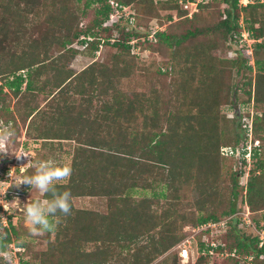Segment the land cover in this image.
<instances>
[{
  "label": "trees",
  "instance_id": "obj_1",
  "mask_svg": "<svg viewBox=\"0 0 264 264\" xmlns=\"http://www.w3.org/2000/svg\"><path fill=\"white\" fill-rule=\"evenodd\" d=\"M16 1L17 5L33 2V0ZM110 1L85 0V6L90 4L100 6L96 14L101 19H96L84 29H78L73 35L74 39L83 37L80 40L82 45L87 44L84 52L88 49L95 51L103 41V44L110 48L128 55H131L132 48L138 46L142 49V45L152 53L160 51L164 55L168 53L169 60L157 67L155 76L160 82H164L163 78L178 71L180 78L174 86L181 88L180 82L185 76L183 74H186V78L190 77L187 82L192 85L191 99L179 105L180 107L186 105L187 113L180 115L178 112L176 116L173 111L166 113L161 110L162 108H157L158 98L161 96L159 90H151L153 95L148 98L144 93H138L134 99L129 101L126 99L123 104L119 102V105H116L117 102L111 100L113 96L116 98L119 94V91L113 87L116 76L110 70L106 80L104 71L103 81L96 80L95 86L91 87L98 89L97 96H110L112 102L108 107V119L106 123L104 122L103 134H93L89 137V141L84 140L87 136L82 137L80 141L85 144H78H84L85 147L75 151L77 162L72 167L76 168V174L73 175L72 169L67 184H58L55 187L60 192L69 190L72 200L85 196L107 198L108 203L110 201L113 204L115 216L103 217L93 211L76 209L71 200L70 215L57 213L58 219L49 217L51 222L59 223V227L61 224L66 227L61 245L55 247L49 243L50 246L46 250L32 253L30 261L23 260L20 255L17 264H154L165 252H171L187 237L182 229L188 222L192 228L219 221H227V224L217 229L215 252L232 253L234 250L236 256L216 255L212 257V263L217 260H230L233 264H264V244L260 246L257 235L244 236L235 229L239 221L236 219L235 222L234 217L239 211L238 200L240 199V206L243 202L242 192L240 193L243 187L237 185L235 175L231 172L232 162L228 158L234 157L222 153L223 148L239 151L246 146L248 136L244 133L243 140L240 129L234 127L235 120L219 111L222 106L233 107L234 104L242 105L251 101L255 104H264V62L258 59L255 61L258 75L254 85L242 82L238 87L235 81L239 77L237 73L234 74V67L238 66L240 60L238 56L233 59L212 58L206 46H203L204 43L201 42L197 47L196 44H192L195 40L197 42L206 40L210 35H220L223 40L222 50L232 51L231 42L240 38L239 13L244 12L245 28L249 35L251 34L255 40H262L261 43L256 42L254 52L261 51L264 48V21L262 23L259 20L261 27L255 28L257 20L245 11L264 7V3L249 2L242 6L240 0H208L205 4H198L197 11L189 16V11L184 9L183 5L195 0H113L119 6L133 10V15L130 16L134 19L130 23L131 17L122 16L121 19L126 22V26H122L119 20L118 23L103 27V23L112 12ZM13 2L15 0H1L3 12L9 7L12 8ZM219 7L222 8L221 11ZM158 8L173 9L175 14L166 16L167 26L162 20L156 19V24L164 27L154 32L148 27L142 11L152 17L157 13ZM209 9H216L217 17L220 16V20L218 19L211 26L201 23L205 12ZM37 11L39 9L23 13L34 16ZM72 15L68 13L66 16L71 19ZM67 21L69 20L64 21L65 30L71 32L69 25L73 21L69 23ZM167 27L169 29L166 30ZM63 39L61 42L63 47L68 45L73 47L71 45L73 42L67 36ZM112 39L113 42L110 41ZM132 41H134L133 45L130 44ZM243 62L246 64V61ZM29 64L31 67L35 65ZM100 67L106 69L102 65ZM182 67L185 68V72ZM245 67L250 71V67L246 65ZM9 68L3 69L4 72L0 70V74L5 73L4 77L13 76V79L4 85L8 90L18 95L24 81H26V91L36 90L35 83L31 79L33 71H30L29 78L24 80L21 75H16L18 71L23 70L20 65L16 64L12 69ZM195 76H199V83L194 84ZM66 80L68 79H64L58 86L61 87ZM163 85L164 83L162 87ZM147 104L149 107H154L150 113L144 112ZM95 115L93 125L99 132L101 123L96 118L100 113L97 112ZM138 115H141L142 125L137 123ZM160 122L161 125H165V129L157 124ZM263 132L264 113L251 125L252 141L254 139L264 141L261 135ZM262 146L264 149V142ZM254 152V155L258 154L256 148ZM237 160L240 166L247 164L242 155ZM225 164L228 166L227 178L222 176ZM251 168L248 172L245 204L251 211V219L255 227L264 230V224H261L264 221V161L258 165L257 170ZM85 169L90 171V177L94 181L87 188L81 178ZM224 181H229L232 185L223 184ZM184 187H190L198 194L194 206L201 215L195 219L192 217L190 219L188 213L181 211L180 193ZM43 197L50 198L45 194ZM256 214L261 215L258 217ZM48 234L51 232L46 233ZM0 237H2L0 251L10 252L12 243L26 250L27 246L21 239V233L10 220L4 235ZM88 247L91 248L90 251H87ZM204 247L205 245L200 243V250ZM107 249L109 254L106 252ZM237 254L250 256L252 259L241 261ZM110 257L113 259L108 261ZM166 259L163 263L167 262ZM176 259L175 254L172 258L173 264H178ZM208 259L210 257L208 258L207 255H200L195 264H206Z\"/></svg>",
  "mask_w": 264,
  "mask_h": 264
},
{
  "label": "rangeland",
  "instance_id": "obj_2",
  "mask_svg": "<svg viewBox=\"0 0 264 264\" xmlns=\"http://www.w3.org/2000/svg\"><path fill=\"white\" fill-rule=\"evenodd\" d=\"M207 1L208 0H195L194 4H190L187 8V10L189 11L188 15L190 16L192 13L197 11L198 4H205L207 3ZM249 2L261 4L264 3V0H240L242 6H245ZM16 3L17 1L15 0V2H13L12 8L9 7L6 12H3V8L1 7L2 3L0 0V70L4 72L3 69H7L9 67V69H12V67L18 64L23 68V70L18 71L16 75H21L22 77H24V80H27L30 71H33L34 73L31 79L35 83L36 90L31 92L26 91V81H24L20 93L18 95H15L4 86L6 81H11L13 79V76H8L7 78L6 76H3L5 75V73L0 74V77L3 76L2 78H0V121H2L5 125L11 124V126L16 131L14 142L9 148V151L11 153L21 155L24 151L27 152L28 147L30 148V146H32V144L34 143V141L27 139L25 135H21V119L19 120V116L18 118H15L13 115V112H16V109H18L20 104H22L23 102H37V100L41 99L44 101L49 100L50 102L53 101V97H56V99H63L65 101L70 100V97L72 96H76L78 92L80 95H82V93L84 92V95L86 97L92 98V107L94 110L93 114L95 115V113L97 112H99L100 114L104 113L103 115L106 118L109 113L108 107L110 103H112L110 102L111 100H113V102L116 101V105H119V102L123 104L126 99L128 101L129 99H134L135 95L138 93H144L148 98L153 95L151 90H159L161 96L158 98V103L156 106L157 108H162L161 110H163V112L166 111V113L168 111H173L174 114L176 113V116L178 112H180V115H186V105L183 107H180L179 105L183 101L187 103V100L189 101V99H191L190 87L192 85L187 82L190 77L186 78V74H183L185 76H183L181 79V88L180 86H174V83H178L180 78L178 75V71L175 73L173 72L171 75L163 78L162 81L164 82H160L155 76L157 67L165 63V61L169 60L168 53L165 55L161 51L160 52L162 54L160 52L152 53L151 51H148L145 47H143L144 45H142V49L137 46L136 49L131 50V55H128L126 53H122L120 50L110 48L102 42L100 43V46H98L95 50L96 52L92 49L86 50L85 53L80 51H84L85 48L82 47V43L80 41L82 39V36H80L79 39L76 40L74 39L73 35L78 32V29H84L87 25L92 24L96 19H101L100 16L96 14V11L100 8L99 5L90 4L89 6H85V0H33L32 3H22L20 5H17ZM33 3L34 5H31ZM32 9H39V11H37L34 16L24 14ZM221 9L222 8L219 7L220 11ZM68 13L73 14L71 16V19L69 16H66ZM245 13L249 14V16H252L257 20L254 25L255 28L261 27V23L259 22V20H261L262 23L264 21V7H258L257 9H253L251 11L249 9L245 11ZM127 14L128 17H131L129 18V20L130 23H132L134 18L130 15H133V10H128ZM142 14L144 20L148 23V27L151 28V31H156L159 29L162 30L164 27H160L159 25H157L156 19L162 20V23L167 26L168 23L165 22L166 16L168 14H175V10H159L158 8L157 13L152 17L144 14L143 11ZM239 16V25L241 26L240 38L236 41L233 40V42H231L233 43L232 51L222 50L223 40L219 37L220 35H210L206 40H199V42L195 40V43L192 44H196L197 47L200 46L199 44L201 42V44L204 43L203 46H206L209 55L212 58L233 59L238 56L240 60L238 62V66L234 67V74L237 73L236 75H238L239 78L236 79L235 83L238 85V87L242 82L251 83L252 86L256 82L258 75L255 61L256 59H258L264 62V48H262L261 51L259 50L257 53L256 51L254 52L255 45L257 43H261L262 40H255L251 34L249 35L248 31L245 28L244 12L239 13ZM65 19L69 20L67 21L68 23L70 21H73L72 24L69 25V27L71 28V32L65 30ZM218 19L220 20V16L219 18L217 17L216 9H209L205 12V16L202 19L201 23L211 26L213 23H216ZM119 23L122 26L127 25L125 21H122V19H120ZM108 25H110V23ZM165 29L167 30L169 29V27ZM65 36H67L69 40L73 42L71 45H73L74 48L70 45L66 47L62 46L61 42L64 40L63 38H65ZM79 53L81 55L84 54L83 56H85L87 59L79 62L78 66H76V68H73L72 65H74V60ZM121 59H124V61H121ZM243 61H246V64ZM29 63H33L35 65L31 67L29 66L31 65ZM100 65L104 66L106 69L101 68ZM245 65L251 68L250 71L245 67ZM35 68L38 70L36 71ZM177 69H179V66L177 67ZM183 69L185 72V68ZM110 70H112L113 74L116 76V81L114 83L115 86L113 87H115L116 90L119 91V94H117L116 98H114V96H111V100L110 96H97L98 89L91 88L93 85L95 86V83H97L95 82L96 80L103 81L104 71V79L107 80L108 75L110 74ZM78 72H80L78 75H74V73ZM101 75H103V77H100ZM68 77L73 78V80L69 81L68 84L61 89V87H59L58 85ZM198 80L199 76H195L193 79L194 84L196 82L199 83ZM77 81L81 85L77 83ZM157 82L160 83L157 84ZM163 83L164 85L162 87ZM71 87H73L74 92L72 91ZM101 92H103V90ZM184 95H186V97H184ZM243 98L245 97L243 96ZM52 104L53 102L50 105ZM146 106L144 112L150 113L154 109V107H149L148 104ZM11 107H13V110H10ZM219 111L221 114H224L227 117L233 118L235 120L234 127H236L237 130L240 129L241 138L243 140L245 138V135H243L244 133L246 134V136H248L246 137V151L250 155H246L245 161L247 164L245 166L244 164L240 166V162L237 160L239 157L237 158V155L235 154V156H233L235 159L232 157L228 158L232 162L231 172L233 175H235L237 185H240L239 187H243L242 191L240 189V193L242 192L241 196L243 197L241 198V200L243 202L240 206V199L238 200L237 207L239 208V211L234 217L235 222L236 219H238L239 221L237 222L235 229L239 234H242L244 236L254 237V235H257V237L259 238V242L264 243V230L255 227V223H253L251 219V211L245 204V191L249 180L248 172L250 171V169H252L251 167L257 170L258 165L262 161H264V149L262 148V143L264 141L255 139L254 141H252V139L249 138V135L247 134L251 128V125H253V122L256 119H259L264 113V104H255L253 101H251L242 105L234 104L233 107L222 106L219 108ZM48 113L49 115H51V117H53L54 108H51ZM62 114L68 115L69 113L60 112L56 115L60 116ZM138 117L139 118H137V123L138 125H142L141 115H138ZM157 124L161 125L162 123L160 122ZM161 126L163 129H165L164 124ZM244 130H246V132H244ZM56 131L58 132L57 129ZM261 135L264 137V132ZM73 139L75 140V144L66 143L63 147L59 146L60 151L59 148L55 146H53L52 149L49 147L47 149H43V145L33 150L31 148L30 150L34 154L30 155L29 153H27L29 154L28 158L32 160L52 159L59 165H67L71 167V169H73V165L77 162L75 151H77L78 149H83L80 147H85L84 142L80 141L76 137H73ZM84 140L89 141V137L84 138ZM36 143L37 145H40L38 141H36ZM78 143L84 144L80 145ZM72 145H74V148H72ZM254 148H256V152L258 153L257 155H254ZM11 153H9L7 156L0 155V199L4 200L6 203H12L18 199L20 203L17 202L16 204H9L8 211H5L3 206H0V217L6 219L0 221V236L4 235L5 229L8 228L9 220L11 224L15 226L16 229L21 233V239L25 242L28 249L26 247V250L24 251V248H18L12 243L10 245L11 251L9 252L13 257V264H17L20 255L23 257V260L30 261L32 253L46 250L50 246L48 245L49 243L55 245V247H59L64 239L63 231L66 229V227L64 224H61V226L59 227L60 224L55 222V231L51 232V234L46 235L45 233L42 236L31 235L29 226L25 224L23 205L29 200L34 201L37 199H44V194L37 192L35 189L30 188L28 185L22 184L19 187H16L14 185L23 176L32 175L33 169L27 168L22 172L20 167L27 164L29 159L27 162H25L22 158H20L22 164L17 165V158ZM225 165V167L222 169L223 178H227L229 174L228 166L227 164ZM73 170L74 175L77 171L76 168ZM84 172L85 173L81 178L83 179L84 186L86 185L85 188H87L94 181L90 177L89 170L85 169ZM69 178L66 181L56 182L55 185L67 184ZM226 183L232 185L229 181L223 182V184ZM84 191L87 192V190L85 189ZM180 195V199L182 202L181 211H183V213H188L187 216L190 219L191 217L192 219H195L198 215H201L200 213H198V208L194 206V201L198 198V194L196 191L192 190L190 187H184ZM72 203L76 209L91 212L93 211L95 213H99L103 217L109 216L112 218L115 216L113 204L110 203V201L108 203L107 198L85 196L74 198L72 200ZM258 215L261 214H256V216ZM261 224H264V221L261 222ZM186 225L187 226H185L182 231L187 234V236L191 237L192 230L190 226L192 225L190 224V222H188V224ZM200 235L197 234L196 236H198L199 238ZM109 239H111V237H109ZM87 249V251L91 250V248L89 247ZM193 249L194 251H197L196 248ZM106 252L109 254V249H107ZM174 253L177 256L176 260L178 264H187L181 261L177 255V251L173 250L171 252H165V254L159 257V259L154 264L163 263V260L165 258H167V262H164L163 264H173L172 258L175 255ZM239 256L241 261H244L243 259H245V256H242L241 254L238 255V257ZM195 257L197 256L195 255ZM111 258L113 259V257H110L108 261L112 260ZM205 263L233 264V261L217 260L212 263V260L208 259V261H206ZM0 264H5L3 258H0ZM190 264L195 263L190 262Z\"/></svg>",
  "mask_w": 264,
  "mask_h": 264
},
{
  "label": "crops",
  "instance_id": "obj_3",
  "mask_svg": "<svg viewBox=\"0 0 264 264\" xmlns=\"http://www.w3.org/2000/svg\"><path fill=\"white\" fill-rule=\"evenodd\" d=\"M80 51L84 52L83 50ZM80 55V53L77 54V57L74 60V65H72L73 68H76L79 62L87 59L85 56H83L84 54L81 56ZM79 73L80 72L74 73V75H78ZM67 79L68 80H66L65 83L62 84L61 89L66 84H68L69 81L73 80V78L70 77H68ZM7 82L8 81H6L5 83ZM77 83L79 82L77 81ZM71 89L74 92L73 87H71ZM77 95L72 96L70 97V100L65 101L63 99L61 100L53 97V101L50 102L49 100L44 101L41 99L37 100V102L29 101L20 104L18 109H16V112H13V115L15 118H18L19 116V120L21 119V135H25L27 139L34 141L32 146H30V148L28 147V151H24L23 154L29 153L30 155H32L34 153L30 149L32 148L33 150L42 145L43 149H47L48 147L52 149L53 146H55L59 148L60 151L59 146L63 147L66 143L75 144V140L73 139V137L82 140V137H90L93 134H103V130L105 128L103 127V125L104 122H107L108 117L104 119V113L97 115L96 120L101 123L100 131L97 132V128H95L93 125V121L95 120L96 115L93 114L94 110L92 107V98L86 97L84 95V92L82 93V95H80L78 92ZM52 102L53 104L50 105ZM51 108H54L53 117H51V115H49L48 113ZM10 110H13V107H11ZM60 112H68L69 114H62L60 116H57L56 114ZM56 129L58 130V132L56 131ZM36 141H38L40 145H37ZM72 148H74V145H72ZM21 158L25 162H27L29 159L28 157Z\"/></svg>",
  "mask_w": 264,
  "mask_h": 264
},
{
  "label": "clouds",
  "instance_id": "obj_4",
  "mask_svg": "<svg viewBox=\"0 0 264 264\" xmlns=\"http://www.w3.org/2000/svg\"><path fill=\"white\" fill-rule=\"evenodd\" d=\"M15 137L16 131L11 124L5 125L0 121V155L7 156L11 153L9 148L14 142ZM11 154L17 159H20L21 157H29L27 154ZM27 168L33 169V174L23 176L14 185L16 187H19L22 184L28 185L37 192L50 196V198L42 200H29L23 205L25 224L29 226L31 235L42 236L47 232L55 231L56 225L50 221L49 217L58 219L57 213L64 216L71 214V192L69 190L63 192L58 191L55 187V183L66 181L71 176L72 169L67 165H59L52 159H29L27 164L20 167L22 172ZM17 202L20 203L18 199L12 203H6L4 200L0 199V206H3L5 211H8V205L16 204ZM3 220L6 219L0 217V221ZM0 257L4 259L5 264H13L11 253L0 251Z\"/></svg>",
  "mask_w": 264,
  "mask_h": 264
},
{
  "label": "built area",
  "instance_id": "obj_5",
  "mask_svg": "<svg viewBox=\"0 0 264 264\" xmlns=\"http://www.w3.org/2000/svg\"><path fill=\"white\" fill-rule=\"evenodd\" d=\"M110 7L112 9V12L108 15V19L103 23V27H107L110 26L114 23H118L119 20L121 19L122 16L124 17H128L127 11L129 10L127 7H123V6H119L115 1L111 0L109 2ZM190 4H194V2L183 5L184 9H187L188 6ZM123 18V17H122ZM110 23V25H108ZM83 39V37H81ZM149 38L151 39V36H149ZM114 40L112 39L111 42H113ZM132 41L130 44L133 45ZM103 43V41H102ZM87 44H83L82 47H86ZM100 46V45H99ZM132 49H136V48H132ZM249 138H251L250 136V130L248 131ZM246 146L242 147L241 149H239V151L234 152V150H232L231 148H223L222 149V153L224 155H230V156H234L237 155V158L242 155V157L246 160V155H248L249 153H247L246 151ZM242 152V153H241ZM250 155V154H249ZM227 224V221H219L218 223H207L204 225H200V226H196V227H192V236H187L184 240H182L178 245H176L172 250L173 251H177V255L179 257V259L185 263H194L196 261V259L200 256V255H207L208 258L210 257V260L212 259L213 256H220V257H233L236 256V252L233 251L232 253H216L215 252V248L217 247V242L215 240L216 235L218 234V228H223L225 225ZM205 232H208V234H206ZM197 234H201L200 237L198 238V236H196ZM263 239V237H262ZM200 243H203L205 245V247L200 250ZM264 244V243H260V246ZM193 248H196L197 251H194ZM208 249V250H207ZM195 253V254H194ZM195 255L197 257H195ZM194 256V259H193ZM238 257V255H237ZM252 258L250 256L245 257L246 261H250Z\"/></svg>",
  "mask_w": 264,
  "mask_h": 264
},
{
  "label": "bare ground",
  "instance_id": "obj_6",
  "mask_svg": "<svg viewBox=\"0 0 264 264\" xmlns=\"http://www.w3.org/2000/svg\"><path fill=\"white\" fill-rule=\"evenodd\" d=\"M16 164H17V165H21V164H22L21 159H17V160H16Z\"/></svg>",
  "mask_w": 264,
  "mask_h": 264
}]
</instances>
